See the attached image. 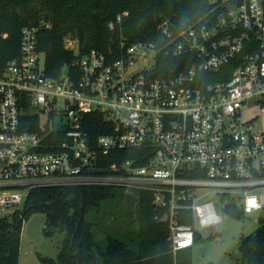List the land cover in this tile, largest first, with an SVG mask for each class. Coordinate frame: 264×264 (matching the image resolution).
Instances as JSON below:
<instances>
[{
  "label": "built area",
  "instance_id": "1",
  "mask_svg": "<svg viewBox=\"0 0 264 264\" xmlns=\"http://www.w3.org/2000/svg\"><path fill=\"white\" fill-rule=\"evenodd\" d=\"M206 1L204 16L163 19L156 39L122 36L108 52H81L67 36L76 57L58 76L46 72L40 27H24L7 59L0 35V205L19 209L43 186L149 190L166 208L175 255L200 229H219L214 195L241 216L264 210V126L253 128L264 116V0ZM92 113L106 123L90 119L89 130ZM56 114L65 121L54 124ZM26 116L38 117L36 130Z\"/></svg>",
  "mask_w": 264,
  "mask_h": 264
},
{
  "label": "trees",
  "instance_id": "2",
  "mask_svg": "<svg viewBox=\"0 0 264 264\" xmlns=\"http://www.w3.org/2000/svg\"><path fill=\"white\" fill-rule=\"evenodd\" d=\"M210 8L206 0H0V35L7 34L1 53L6 59L16 55L22 29L38 26L46 72L58 76L76 57L65 47L67 36L79 39L81 52L93 48L108 52L118 46L122 36L129 44L154 40L163 19L181 26L188 19L204 16ZM123 11L128 15L117 22ZM24 119L30 121L26 130H36L37 116ZM90 119L98 127L106 123L101 114H89V130ZM108 130L96 128L92 133L95 136ZM120 154L122 158L131 156V152ZM112 161L114 156L109 155L106 162ZM125 191L129 198L125 205L120 203V209L112 208L116 194L111 185L34 188L22 208L0 216V264H20L23 222L35 212L46 214L47 235L57 229L64 233L58 258L42 257L43 264H97L94 247L104 264H193L191 248L176 255L172 252L166 208L154 204L153 192ZM259 222L254 233L241 238L240 264H264V218ZM198 237L197 242L201 240Z\"/></svg>",
  "mask_w": 264,
  "mask_h": 264
},
{
  "label": "rangeland",
  "instance_id": "3",
  "mask_svg": "<svg viewBox=\"0 0 264 264\" xmlns=\"http://www.w3.org/2000/svg\"><path fill=\"white\" fill-rule=\"evenodd\" d=\"M42 119H46V116L42 115ZM54 121V124H58L63 123L65 119L56 114ZM263 126L264 116L259 114L258 118L253 120V128L254 130H261ZM125 190L124 187L114 186L116 197L112 203V208L120 206V203L125 205L128 201L129 195ZM16 192L26 194L27 190L18 189ZM213 199L216 200L217 210L222 218L220 227L216 231L208 228L199 230L201 240L191 248L193 264H240L239 244L241 238L257 230L260 226L259 219L264 218V210L243 214L239 219L230 218L221 210L220 201L222 198L214 195ZM23 204L19 208H22ZM15 209L11 207L7 210L0 205V216L10 214ZM123 209L126 212V208L123 207ZM46 226L47 216L44 212H35L24 220L20 264H43L42 257H49L54 260L58 258L64 233L57 229L49 236L45 232Z\"/></svg>",
  "mask_w": 264,
  "mask_h": 264
},
{
  "label": "water",
  "instance_id": "4",
  "mask_svg": "<svg viewBox=\"0 0 264 264\" xmlns=\"http://www.w3.org/2000/svg\"><path fill=\"white\" fill-rule=\"evenodd\" d=\"M221 210L230 218L239 219L241 217L242 209L240 207H237L232 201H230L228 199H225L221 203ZM93 252L96 256V263L97 264H104V258L99 253L97 247L93 248Z\"/></svg>",
  "mask_w": 264,
  "mask_h": 264
},
{
  "label": "crops",
  "instance_id": "5",
  "mask_svg": "<svg viewBox=\"0 0 264 264\" xmlns=\"http://www.w3.org/2000/svg\"><path fill=\"white\" fill-rule=\"evenodd\" d=\"M198 238H201V235H199V237ZM197 242V241H196Z\"/></svg>",
  "mask_w": 264,
  "mask_h": 264
}]
</instances>
